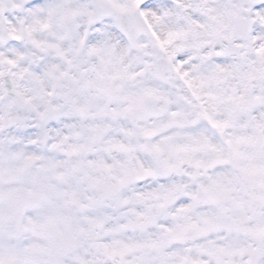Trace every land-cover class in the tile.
Returning a JSON list of instances; mask_svg holds the SVG:
<instances>
[{"label":"snow or ice","instance_id":"1","mask_svg":"<svg viewBox=\"0 0 264 264\" xmlns=\"http://www.w3.org/2000/svg\"><path fill=\"white\" fill-rule=\"evenodd\" d=\"M0 264H264V0H0Z\"/></svg>","mask_w":264,"mask_h":264}]
</instances>
